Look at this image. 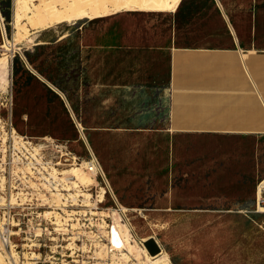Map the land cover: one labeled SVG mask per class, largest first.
<instances>
[{
  "label": "rangeland",
  "instance_id": "rangeland-1",
  "mask_svg": "<svg viewBox=\"0 0 264 264\" xmlns=\"http://www.w3.org/2000/svg\"><path fill=\"white\" fill-rule=\"evenodd\" d=\"M181 2L174 13L123 8L103 18L41 31L26 24L28 30L19 37L16 0H0V60L7 58L6 71L0 67V163L27 157L60 163L71 186L75 184L73 188L85 197L96 182L105 193L103 176H91L87 170L90 160L96 159L109 183L112 177L121 180L120 201L135 208L129 218L131 229L120 226L129 243L123 251L115 250L108 235V244L96 254L103 264H151L143 245L151 238L160 242L161 252L154 257L165 252L172 264H264V213L259 211L264 204L254 195L261 176L234 181L235 186L206 187L194 179L190 182L197 186L187 184V174L179 171L166 186L158 185L149 173L138 176L132 169L148 162L151 142L141 136H155L163 143L166 139L168 89L140 81L122 87L101 81L105 48L91 42L109 30L129 35L137 29L138 35L151 36L145 46L136 48V56L126 54L125 71L132 74L134 62L148 66L159 59L155 55L159 46L204 45L192 40L204 37L217 23L211 0ZM100 6L104 10L115 5L104 0ZM21 20L27 23L26 17ZM172 35L177 39L166 44ZM6 42L16 45L8 50ZM150 51L151 60L141 59ZM107 206L115 207L110 199ZM126 207L122 206L127 212Z\"/></svg>",
  "mask_w": 264,
  "mask_h": 264
},
{
  "label": "crops",
  "instance_id": "crops-1",
  "mask_svg": "<svg viewBox=\"0 0 264 264\" xmlns=\"http://www.w3.org/2000/svg\"><path fill=\"white\" fill-rule=\"evenodd\" d=\"M181 1L168 11L174 13ZM211 6L215 27L192 40L204 45L159 46L155 54L159 59L148 66L134 62V74L125 71L126 54L136 56V48L145 46L151 36L138 35L137 29L129 35L125 30H109L91 44L105 48L102 84L122 87L140 81L168 89L166 139L163 143L155 136H141L151 141L148 146L141 144L150 146V152L147 163L134 165L135 174L149 173L158 185L166 186L179 171L187 174V184L197 186L190 182L194 179L202 187L235 186L234 181L253 180L258 175L262 181L254 195L264 204L259 188L264 185V0H211ZM175 39L172 35L165 43ZM153 56L152 51L144 52L141 59ZM89 135L93 139L91 131ZM120 183L112 177L109 186L118 203L126 207L120 201L124 197ZM126 208L131 218L135 208ZM259 211L264 213V207Z\"/></svg>",
  "mask_w": 264,
  "mask_h": 264
},
{
  "label": "built area",
  "instance_id": "built-area-1",
  "mask_svg": "<svg viewBox=\"0 0 264 264\" xmlns=\"http://www.w3.org/2000/svg\"><path fill=\"white\" fill-rule=\"evenodd\" d=\"M25 160L0 163L1 264H103L96 254L111 229L131 224L96 159L87 170L103 176L105 193L96 182L89 197L71 186L60 163Z\"/></svg>",
  "mask_w": 264,
  "mask_h": 264
},
{
  "label": "bare ground",
  "instance_id": "bare-ground-1",
  "mask_svg": "<svg viewBox=\"0 0 264 264\" xmlns=\"http://www.w3.org/2000/svg\"><path fill=\"white\" fill-rule=\"evenodd\" d=\"M37 1L39 4L35 3ZM102 1L104 0H16L18 10L15 16V23L18 30V36L22 37V31L28 30V28H26V24H30L33 29L40 30L50 27L51 25L56 26L55 24L83 21L93 17L103 18L109 16L113 12L120 11L123 8L149 11H168L174 9L180 0H123L122 4H120V0H109L115 6H112L113 9L106 6L107 8L104 10H102L100 6V2ZM22 12L25 13L24 16ZM23 17L27 18V23L21 22ZM15 45V43L8 45L6 42V45L4 46L8 50H12ZM0 67L6 71L7 58L0 60ZM90 174L91 176L95 175L94 172ZM88 182H92V177ZM259 188L261 196L264 192V185L261 184ZM109 238L110 246L115 250L123 251L124 247H126L125 245L129 243V240L126 243L127 239L120 226L118 229L115 227L111 229L109 232ZM155 242L158 246H160V242L156 240ZM132 247L134 248V245ZM148 256L151 264H172L170 257L165 252L157 257H152L149 254ZM123 257L128 259V254L123 253L122 258Z\"/></svg>",
  "mask_w": 264,
  "mask_h": 264
},
{
  "label": "water",
  "instance_id": "water-1",
  "mask_svg": "<svg viewBox=\"0 0 264 264\" xmlns=\"http://www.w3.org/2000/svg\"><path fill=\"white\" fill-rule=\"evenodd\" d=\"M145 249L147 250L148 254L152 257L158 255L161 252L160 247L157 245L154 239H149L143 242Z\"/></svg>",
  "mask_w": 264,
  "mask_h": 264
}]
</instances>
